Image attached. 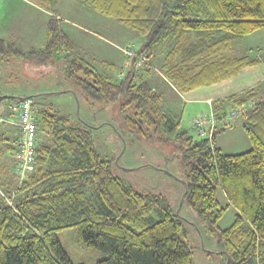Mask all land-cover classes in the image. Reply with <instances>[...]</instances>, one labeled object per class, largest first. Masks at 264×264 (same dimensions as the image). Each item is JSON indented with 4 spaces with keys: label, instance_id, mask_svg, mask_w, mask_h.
Returning a JSON list of instances; mask_svg holds the SVG:
<instances>
[{
    "label": "trees",
    "instance_id": "1",
    "mask_svg": "<svg viewBox=\"0 0 264 264\" xmlns=\"http://www.w3.org/2000/svg\"><path fill=\"white\" fill-rule=\"evenodd\" d=\"M91 2L96 12L142 38L132 55L124 54L126 63L115 81L73 48L53 14L43 47L23 52L0 37V59L24 58L46 66L60 62V73L76 99L78 92L88 103L103 107L122 97L117 115L122 131L151 145H160L164 134H173L180 147L183 200L215 238L224 264H264V94L249 88L216 101L218 106H230L226 112L213 111L216 123L209 138L182 129L180 118L164 109L162 94L146 81L154 68L151 49L158 44L165 49L163 79L179 92L215 86L255 66L256 58L227 53L234 39L264 31V0ZM5 98L15 100V105L26 98L34 103L33 95L0 93V102ZM241 106L246 107L244 113L224 124L228 112ZM33 107L38 118L34 168L22 179L15 174L13 190L0 197V264H73L58 237L60 231L73 228L79 231L78 242L103 253L96 264H193L192 246L184 240L185 219L169 199L126 185L92 143L93 128L109 124L119 131L116 126L108 122L93 127L79 115L59 110H42L40 117ZM239 118L251 148L225 154L216 138ZM40 129L48 133L46 140H39ZM14 138L9 145L13 157ZM218 187L227 198L226 206L218 201ZM230 205L237 211L234 221L221 228L218 221ZM244 221L248 227H243Z\"/></svg>",
    "mask_w": 264,
    "mask_h": 264
},
{
    "label": "rangeland",
    "instance_id": "2",
    "mask_svg": "<svg viewBox=\"0 0 264 264\" xmlns=\"http://www.w3.org/2000/svg\"><path fill=\"white\" fill-rule=\"evenodd\" d=\"M53 1L55 3H50L48 0H0V37L6 40L15 37L16 41L37 45L38 41L45 40L47 18L53 14L58 19L61 33L72 41L74 49L87 56L86 58L100 73L104 72V66L100 62L105 61L104 58L115 60L112 61L114 68H124L126 63L124 49L128 44H138L142 40L140 35L116 19L96 12L91 0ZM117 45L120 51L115 48ZM164 52L162 44L151 49L154 68L150 78H146V81L150 82V85L157 88L162 94L165 100L164 105L167 106L164 109L177 115L181 108L183 124L193 113L195 107H199V109L194 118L212 114L213 111L215 112V108L218 111H227L225 110L226 106H230V104L225 103L221 106L216 105L215 108H208L205 101H195L196 103L186 101L185 103V100H180L171 92L162 81L160 74ZM65 53L63 50L61 57ZM227 54L229 56L248 55L250 58H256L258 63L253 67L242 69L236 76L224 81L222 85L224 92L243 91L246 86H249V88L256 89L261 95L264 94V31L257 30L249 35L234 39L233 47ZM9 60L16 63V66L12 68L11 63L5 62L2 69L5 79L12 74L14 77L10 79V82L14 84L22 82V85L27 83L32 85L34 82L41 90L46 91L33 95V104L40 117L42 110H59V112L70 114L72 117L79 115L93 127L108 122L116 126L119 131L109 124L91 130V141L98 152L109 161L112 173L137 191L160 193L169 199L173 209L178 210L185 219L187 235L184 240L192 246L193 264L225 263V255L220 252L215 238L200 222L194 219L186 201L183 200L185 187L180 167V147L173 134H164V141L160 145H151L141 141L120 129L117 115L122 102L121 96L103 107H101L103 103H88L78 92H76V99L71 92L73 87L59 74L62 72L60 68L57 70L54 68L58 75L53 72L48 74V69H46L40 77L32 76L23 70L21 59L11 58ZM168 85L172 87L171 84L168 83ZM56 89L59 90L58 93L51 91ZM200 91L199 89L190 90L183 93V98L194 96L195 99H198ZM191 105L194 107L191 108ZM9 112L13 115L11 110ZM243 121L242 118L237 119L232 127L230 126L217 136L216 145L223 153L237 154L251 148L250 141L242 127ZM190 126L192 129V122ZM40 130L39 140H46L49 137L48 133L45 130ZM1 163L0 155V172L7 174L6 166ZM0 187H3L1 183ZM217 198L221 206L228 204L220 187L217 188ZM236 212L233 206H228L218 221L219 226L221 228L229 227L234 221ZM248 226L249 223L244 221L243 227ZM58 237L73 264H96L97 260L103 257V253L99 250L86 248L78 242L79 231L76 228L60 231Z\"/></svg>",
    "mask_w": 264,
    "mask_h": 264
},
{
    "label": "crops",
    "instance_id": "3",
    "mask_svg": "<svg viewBox=\"0 0 264 264\" xmlns=\"http://www.w3.org/2000/svg\"><path fill=\"white\" fill-rule=\"evenodd\" d=\"M48 2H50V1H48ZM47 22H48V18H47ZM47 22H46V31H47ZM9 38H11V37H9ZM14 38H11V40L10 39H7V40H8V42H13L23 52H25L31 48H41V47H43V45L45 43V40H44V41H38L39 43L37 42L38 43L37 45L25 44V42L19 41V40L16 41L15 39H17V38H15V39ZM2 39H4V38H2ZM4 40H6V39H4ZM69 42L74 46V44L72 43L71 40ZM115 48L118 50L119 49L118 45ZM119 51H120V49H119ZM77 52L80 53V51H78V50H77ZM80 55L83 56L84 58L87 57L86 55L81 54V53H80ZM19 59H21L23 61L22 68L25 71V73L31 74L32 76H39L40 77L42 75L43 71H46V69H48V71H47L48 74L51 72L55 73L56 71H54V68H56V70H57L61 66L60 62H59V64L54 63V64H48L47 66H44L42 64H37L35 62H28L27 63L24 58H19ZM86 59L88 60V58H86ZM104 59H105V61H100L101 64L104 66V72L101 74L108 77V78H111L113 81H115L116 72L119 71L120 69L114 68L112 61H115V60L107 59V58H104ZM5 62L11 63L12 68H14L16 66V63H13L12 60L3 61L0 59V93L6 94V95H18L19 96V95H38L42 92H46L44 90H41V88L38 87V84L35 85L34 82L32 83V85H30V83H27L26 85H28V86L22 85V82L21 83H15V84L10 82V79H12L14 77L12 74L7 76L8 78L5 79L4 75H2V69H3V65L5 64ZM55 65H58V66H55ZM43 69H45V70H43ZM23 70H22V72H23ZM55 74H57V73H55ZM59 74H61V73H59ZM160 74H161V76H163L162 81L169 87V90L171 92H173L180 100H185V103H186V101H188L189 103H196L195 101H202V102L205 101L208 108L209 107L215 108V106L218 105L216 103V101H218L220 99H224L225 97H227L231 94L241 93V92H244L245 90L249 89V86H246V88H244L243 91L240 90L238 92L235 91L232 93L224 92V90L222 88V85L224 82L223 81L220 84H217L215 86L196 88V89L201 90L199 93L200 95L198 96V99H195L194 96L191 98L184 99L183 93L189 92L190 90L186 91V92H179L172 85L171 82L168 81L172 87H170L168 85L166 80H163V78H165V77H164L162 72H160ZM26 77H27V75H26ZM51 91L58 93L59 90L56 89L55 91H53V90H51ZM161 91H162V88H161ZM15 103H17V102H15V100H12L10 98H5L0 102V117L6 118L7 120H9V121H3L0 124V155H1V162H2L1 164L5 165L7 170H8L7 174L3 173L2 171L0 172V183L3 186L2 188L0 187V197H1V193H8L7 192L8 190H10V191L13 190L14 185L16 184V181H17V178H15L16 176L14 173V166H15L14 157L9 152V145L11 143V140L15 137V132H16L15 126L12 123V120L14 121L15 116H14V114L11 115V113L9 111H10V108H12V106L15 105ZM101 107H102V105H101ZM192 107H194V106L191 105V108ZM183 108H184V106H183ZM226 108H227V106H226ZM198 109H199V107L194 108L193 113L190 114V116L187 118L186 121H184V124H183V120H182L183 119V110L181 108H180V111L178 112L177 115L176 114L175 115L172 114V115L175 116V119L177 117L180 118V123H181L180 127L182 129H186L189 133H191L192 129H191L190 125H191L192 119L195 117V113L197 112Z\"/></svg>",
    "mask_w": 264,
    "mask_h": 264
},
{
    "label": "built area",
    "instance_id": "4",
    "mask_svg": "<svg viewBox=\"0 0 264 264\" xmlns=\"http://www.w3.org/2000/svg\"><path fill=\"white\" fill-rule=\"evenodd\" d=\"M134 44L126 45L124 53L127 55H132L134 53ZM144 57H140L136 65L141 66ZM13 114L15 116L12 123L15 126V138L12 143L13 145V155L15 158V174L18 179H22L34 168L35 161V148L37 145L38 138V118L36 115V110L33 107L31 99H24L19 104L12 107ZM246 107H234L228 112L223 120V123L229 125L233 120L242 115ZM3 121H9L6 118L0 117V124ZM216 121L213 114L205 115L204 117H196L192 121V129L198 136H208L212 135L214 130V125Z\"/></svg>",
    "mask_w": 264,
    "mask_h": 264
}]
</instances>
